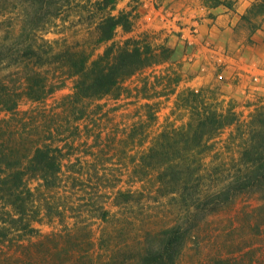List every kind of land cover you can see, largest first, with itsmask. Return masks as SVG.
I'll use <instances>...</instances> for the list:
<instances>
[{
    "label": "rangeland",
    "instance_id": "374dc122",
    "mask_svg": "<svg viewBox=\"0 0 264 264\" xmlns=\"http://www.w3.org/2000/svg\"><path fill=\"white\" fill-rule=\"evenodd\" d=\"M95 1L0 0V151L24 160L50 144L62 158L56 187L26 177L39 232L1 243L0 264H124L148 231L176 222L188 231L177 264H264V187L231 194L212 213L188 212L159 188L156 170L141 180L137 167L160 134L180 140L192 106L232 110L244 122L264 106V13L241 18L257 0H118L106 10ZM120 11L131 12V30L118 27L99 42L101 17ZM131 37L165 44L172 55L123 79L120 90L78 102L70 98L77 76L64 63L22 59L30 39L93 59ZM32 68L51 87L41 100L24 92ZM5 86L18 95L12 112L3 108ZM190 91L200 92L197 100ZM208 145L197 155L205 169L199 193L228 181L242 149L235 125Z\"/></svg>",
    "mask_w": 264,
    "mask_h": 264
},
{
    "label": "trees",
    "instance_id": "16d2710c",
    "mask_svg": "<svg viewBox=\"0 0 264 264\" xmlns=\"http://www.w3.org/2000/svg\"><path fill=\"white\" fill-rule=\"evenodd\" d=\"M118 0H96L95 4L102 10L114 9ZM264 13V0H257L249 7L242 19L250 22L253 17ZM131 12H109L101 17L96 26L99 42L113 39L118 27L125 31L132 28ZM46 46L48 50H43ZM173 50L165 44L153 46L144 37L127 38L123 43L112 41L102 54L91 57L83 50L66 48L55 51L45 41L44 45L30 39L25 47L22 59L39 60V65L61 62L72 74L77 76L74 91L70 95L73 102L87 98L100 97L114 93L122 88L121 81L135 74L144 67L167 60ZM25 94L33 100H41L50 92L51 87L40 71L31 69L26 75ZM5 97L2 101L4 110L16 109L17 93L3 87ZM199 97L200 92H189ZM201 104V103H200ZM193 115L188 127L180 134V140L161 141L171 133L160 134L148 151L143 154L137 167L141 169L139 178L147 169L156 170V181L159 188L178 200L188 212L206 210L212 213L223 206L231 194L250 188L264 187V106L252 114L249 121H241L235 111L221 112L212 105H202L196 109L192 106ZM227 125H235L241 139L242 149L233 174L228 181L210 192L199 193V181L203 175L202 161L197 155L209 148L208 141ZM25 158V157H24ZM13 157L11 152L0 151V244L14 235H33L39 232L33 222L39 220V210L35 192L29 187L26 177H37L50 189L58 184L62 158L60 149L45 144L36 147L26 159ZM127 194V193H126ZM130 196V195H128ZM227 202V201H226ZM7 206L10 209H7ZM107 218L108 211H102ZM188 231L180 222L168 225L156 231H148L147 238L141 241L138 253L128 257L124 264H177ZM223 261V260H221Z\"/></svg>",
    "mask_w": 264,
    "mask_h": 264
}]
</instances>
